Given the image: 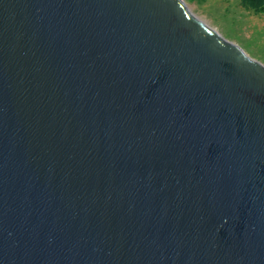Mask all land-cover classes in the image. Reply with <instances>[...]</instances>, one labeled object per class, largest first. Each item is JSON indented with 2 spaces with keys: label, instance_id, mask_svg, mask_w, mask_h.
I'll return each instance as SVG.
<instances>
[{
  "label": "water",
  "instance_id": "obj_1",
  "mask_svg": "<svg viewBox=\"0 0 264 264\" xmlns=\"http://www.w3.org/2000/svg\"><path fill=\"white\" fill-rule=\"evenodd\" d=\"M0 264H264V65L182 0H0Z\"/></svg>",
  "mask_w": 264,
  "mask_h": 264
},
{
  "label": "rangeland",
  "instance_id": "obj_2",
  "mask_svg": "<svg viewBox=\"0 0 264 264\" xmlns=\"http://www.w3.org/2000/svg\"><path fill=\"white\" fill-rule=\"evenodd\" d=\"M189 11L228 42L264 65V17L239 0H184Z\"/></svg>",
  "mask_w": 264,
  "mask_h": 264
},
{
  "label": "trees",
  "instance_id": "obj_3",
  "mask_svg": "<svg viewBox=\"0 0 264 264\" xmlns=\"http://www.w3.org/2000/svg\"><path fill=\"white\" fill-rule=\"evenodd\" d=\"M239 1L246 10L252 11L254 14L264 17V0H239Z\"/></svg>",
  "mask_w": 264,
  "mask_h": 264
},
{
  "label": "bare ground",
  "instance_id": "obj_4",
  "mask_svg": "<svg viewBox=\"0 0 264 264\" xmlns=\"http://www.w3.org/2000/svg\"><path fill=\"white\" fill-rule=\"evenodd\" d=\"M184 3H185V1L184 0H182ZM198 21H200L201 23H203V24H205L204 22H202L201 20H199V19H197ZM206 25V24H205ZM211 29V28H210Z\"/></svg>",
  "mask_w": 264,
  "mask_h": 264
}]
</instances>
